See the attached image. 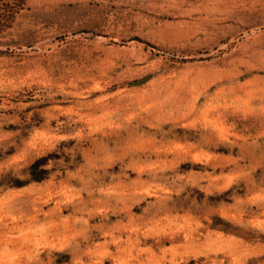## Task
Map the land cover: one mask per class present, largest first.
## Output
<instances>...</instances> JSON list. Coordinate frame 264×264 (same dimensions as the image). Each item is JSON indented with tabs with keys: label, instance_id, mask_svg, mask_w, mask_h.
Returning a JSON list of instances; mask_svg holds the SVG:
<instances>
[{
	"label": "rangeland",
	"instance_id": "rangeland-1",
	"mask_svg": "<svg viewBox=\"0 0 264 264\" xmlns=\"http://www.w3.org/2000/svg\"><path fill=\"white\" fill-rule=\"evenodd\" d=\"M0 264H264V0H0Z\"/></svg>",
	"mask_w": 264,
	"mask_h": 264
}]
</instances>
